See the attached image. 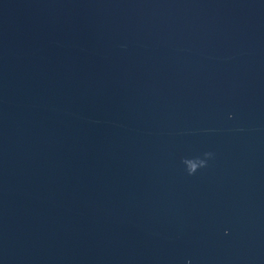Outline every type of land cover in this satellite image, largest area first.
<instances>
[{
    "label": "water",
    "instance_id": "obj_1",
    "mask_svg": "<svg viewBox=\"0 0 264 264\" xmlns=\"http://www.w3.org/2000/svg\"><path fill=\"white\" fill-rule=\"evenodd\" d=\"M0 264H264V0H0Z\"/></svg>",
    "mask_w": 264,
    "mask_h": 264
}]
</instances>
